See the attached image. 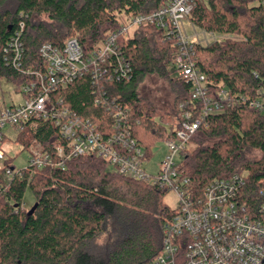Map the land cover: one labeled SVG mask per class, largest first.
I'll use <instances>...</instances> for the list:
<instances>
[{"label": "trees", "instance_id": "1", "mask_svg": "<svg viewBox=\"0 0 264 264\" xmlns=\"http://www.w3.org/2000/svg\"><path fill=\"white\" fill-rule=\"evenodd\" d=\"M163 1L0 0V84L8 81L19 94L22 86L36 81L23 72L46 70L43 44L62 49L77 39L89 53L120 28L124 16L153 13ZM189 22L197 35L214 36L206 45L205 36L199 40L191 57L207 78L209 97L225 89L238 103L201 121L191 139L195 148L190 144L184 152L183 174L201 198L214 179L245 175L239 201L255 217L264 205V114L251 102L264 99V0H197ZM21 23L24 53L17 70L7 64L5 49ZM122 49L133 67L130 81L86 74L53 92L51 100L101 131L113 128L116 113L127 110L125 122L151 159L157 141L176 138L187 113L200 119L201 103L170 66L178 48L160 30L140 28L122 41ZM149 76L177 88L170 110L140 96L139 84ZM15 142L21 152L39 144L56 159L55 147L67 141L54 120H39L27 124ZM254 152L260 158H252ZM14 161L9 158L0 171V264H151L161 254L165 226L177 213L164 202L169 192L125 177L95 155L66 160L63 170H24L23 179L7 174ZM27 192L32 204L22 208Z\"/></svg>", "mask_w": 264, "mask_h": 264}, {"label": "built area", "instance_id": "2", "mask_svg": "<svg viewBox=\"0 0 264 264\" xmlns=\"http://www.w3.org/2000/svg\"><path fill=\"white\" fill-rule=\"evenodd\" d=\"M207 2V0H204ZM197 0H164L162 6L150 14L127 15L117 31L110 33L95 48L85 53L77 39L68 40L62 49L51 43L40 48L41 58L46 64L44 72L25 74L36 76V81L22 86L19 95L23 102L8 106L0 98V171L4 170L7 130L16 137L32 121L54 120L65 145L55 147L54 154L39 144L28 150L31 154L28 166H15L7 174L24 178V170L46 167L65 169V161L87 155H95L107 161L116 172L136 181H145L177 197L176 215L165 226L161 254L151 264H264V205L255 217L245 212L239 195L245 186V175L235 174L228 179H214L199 197L190 178L183 174L182 159L191 144L192 136L201 121L226 107L238 103L223 89L215 98L209 97V85L205 74L195 66L191 57L200 38L187 32L184 22L194 10ZM190 23V22H189ZM191 24V23H190ZM144 27H155L162 32L163 39L178 48V54L170 66L176 76L186 80L192 97L201 103L200 119L193 120L187 113L185 121L176 130V138L164 142L166 155L155 172H148L151 159L145 149L133 138L132 129L126 122L127 110L116 113L119 121L113 128L100 130L89 119L83 120L69 115L67 109L57 108L52 102V93L67 89L82 75H91L95 80L110 76L117 80L130 81L133 67L123 54L122 41L134 36ZM25 24L5 49L7 64L20 70L24 53L21 42ZM108 72V73H107ZM262 96V91H258ZM63 101L60 100V104ZM100 105L99 100L96 102ZM251 105L264 114V99L252 101ZM22 208H27L26 203Z\"/></svg>", "mask_w": 264, "mask_h": 264}, {"label": "rangeland", "instance_id": "3", "mask_svg": "<svg viewBox=\"0 0 264 264\" xmlns=\"http://www.w3.org/2000/svg\"><path fill=\"white\" fill-rule=\"evenodd\" d=\"M42 19H46V16ZM125 19V17H123ZM184 26L187 29V32L191 33L194 32V35L200 38V40L204 39L203 34L197 35V29L190 24L189 22H184ZM219 40L223 39L222 35L216 34L215 35ZM214 36L206 35V41H203L202 44L206 45V43L212 42ZM177 88L173 87L167 80L161 79L157 76H149L144 79L138 88V92L140 96L145 99L147 102H150L153 106L157 107L160 110H170L174 106V100L177 93ZM0 98L8 105L12 106L14 104L22 103V97L15 92L14 86L9 83L8 81H2L0 84ZM8 138L5 141V146L2 147V150H5L6 156L10 158H15L14 166L18 169H24L29 164L28 161L30 160V152L25 151L21 152V147L15 142L16 134L11 130H7ZM195 146L193 144L190 145V149L193 150ZM153 157L149 161L147 166L148 172H155L157 165L162 160V158L166 155V148L164 146V142L157 141L152 148ZM252 158L258 159L260 158V153L254 152L251 154ZM32 195L30 192H27L25 203L27 208L29 205L32 204ZM165 204H167L171 209H175L178 202L177 197L174 192H170L164 200Z\"/></svg>", "mask_w": 264, "mask_h": 264}, {"label": "water", "instance_id": "4", "mask_svg": "<svg viewBox=\"0 0 264 264\" xmlns=\"http://www.w3.org/2000/svg\"><path fill=\"white\" fill-rule=\"evenodd\" d=\"M37 209V204L30 210L28 216H32Z\"/></svg>", "mask_w": 264, "mask_h": 264}]
</instances>
